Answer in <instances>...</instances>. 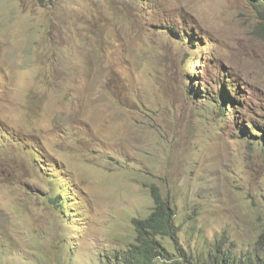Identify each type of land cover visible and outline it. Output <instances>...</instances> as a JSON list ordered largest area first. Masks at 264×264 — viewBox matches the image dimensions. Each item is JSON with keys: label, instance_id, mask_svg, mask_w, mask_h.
Instances as JSON below:
<instances>
[{"label": "rangeland", "instance_id": "374dc122", "mask_svg": "<svg viewBox=\"0 0 264 264\" xmlns=\"http://www.w3.org/2000/svg\"><path fill=\"white\" fill-rule=\"evenodd\" d=\"M262 10L264 0H0V264H122L155 186L175 212L156 264L218 245L253 254Z\"/></svg>", "mask_w": 264, "mask_h": 264}, {"label": "trees", "instance_id": "16d2710c", "mask_svg": "<svg viewBox=\"0 0 264 264\" xmlns=\"http://www.w3.org/2000/svg\"><path fill=\"white\" fill-rule=\"evenodd\" d=\"M263 5L262 2H259ZM264 15V10L260 11ZM258 33L264 35V22L257 27ZM262 142L264 139L261 140ZM255 144L261 145L260 141ZM154 206L145 219H135L134 225L137 231L136 243L132 244L126 254L122 255V264H156L159 255L167 259L162 244L158 241V236H170L174 229V210L168 200L164 199L155 186ZM117 259L119 255L117 254ZM117 264H121L117 262ZM167 264H264V230L259 236L255 252L253 254L241 253L239 256L230 251L220 249L218 245L217 252L208 254L204 258L194 261L175 260Z\"/></svg>", "mask_w": 264, "mask_h": 264}, {"label": "clouds", "instance_id": "9594fccd", "mask_svg": "<svg viewBox=\"0 0 264 264\" xmlns=\"http://www.w3.org/2000/svg\"><path fill=\"white\" fill-rule=\"evenodd\" d=\"M148 2V0H137V3L138 4H140V5H144V4H146ZM228 96V95H227ZM232 101V100H231ZM232 102H235V101H232ZM219 106H221L220 108H221V110H223V112H227L228 113V115H230V113H231V111H230V109H229V112L227 111L228 110V107L226 106V103L225 102H223V104H220L219 103ZM228 106H229V108H230V105L228 104ZM233 108H235L234 106H233ZM262 128H264V116L262 117ZM244 130H246V131H248V133L250 134L251 133V131L249 130V128L248 127H244ZM262 139H264V137H262V138H260V139H258L257 141H260L261 142V144L264 142H262L261 140ZM252 144H255V141H253L252 142ZM255 145H258V144H255ZM261 146V145H260Z\"/></svg>", "mask_w": 264, "mask_h": 264}, {"label": "bare ground", "instance_id": "6f19581e", "mask_svg": "<svg viewBox=\"0 0 264 264\" xmlns=\"http://www.w3.org/2000/svg\"><path fill=\"white\" fill-rule=\"evenodd\" d=\"M154 191V190H153Z\"/></svg>", "mask_w": 264, "mask_h": 264}]
</instances>
